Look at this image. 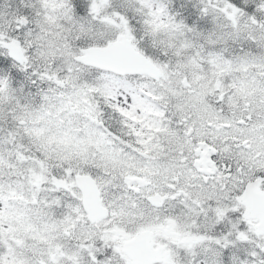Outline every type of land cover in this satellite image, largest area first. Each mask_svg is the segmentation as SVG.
Segmentation results:
<instances>
[{
	"label": "snow or ice",
	"instance_id": "obj_1",
	"mask_svg": "<svg viewBox=\"0 0 264 264\" xmlns=\"http://www.w3.org/2000/svg\"><path fill=\"white\" fill-rule=\"evenodd\" d=\"M0 264H264V0H0Z\"/></svg>",
	"mask_w": 264,
	"mask_h": 264
}]
</instances>
